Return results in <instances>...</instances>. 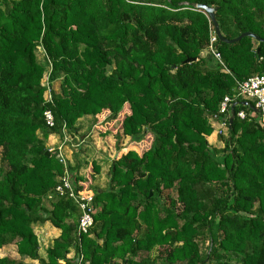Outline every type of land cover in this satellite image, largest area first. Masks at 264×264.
I'll return each instance as SVG.
<instances>
[{
	"label": "trees",
	"instance_id": "trees-1",
	"mask_svg": "<svg viewBox=\"0 0 264 264\" xmlns=\"http://www.w3.org/2000/svg\"><path fill=\"white\" fill-rule=\"evenodd\" d=\"M197 5L219 8L226 39L264 40V0H0V250L40 264H264V123L235 97L264 75V42L220 44ZM46 78L59 82L52 103ZM226 97L235 119L221 148L208 137ZM104 111L121 120L117 137L150 135V148L119 154L108 188L90 187L94 226L79 243L80 210L55 194L65 164L46 140L64 126L76 138L79 120L93 128ZM78 151L68 163L84 192ZM47 222L61 235L42 258L33 227Z\"/></svg>",
	"mask_w": 264,
	"mask_h": 264
},
{
	"label": "rangeland",
	"instance_id": "rangeland-1",
	"mask_svg": "<svg viewBox=\"0 0 264 264\" xmlns=\"http://www.w3.org/2000/svg\"><path fill=\"white\" fill-rule=\"evenodd\" d=\"M208 52H211L210 49ZM206 55V54H204ZM37 57H38V61L40 64H45V55L43 53V51L41 49H38L37 51ZM53 90H56L58 91L59 90V82H55L53 84ZM83 119H86L82 122V120H79L82 124H84L83 127V134L85 135V132L87 133V131H90V129L92 128V124H91V120L90 119H87V118H83ZM98 120H103L102 119V116H100V118ZM78 121V122H79ZM224 120L222 121H211L212 122V125L214 127V135L215 136H212V137H208V141L210 143V145L212 146H219L221 148H223V144L221 141H219V135H222V134H227L228 133V127H227V124L225 125V123L223 122ZM120 124H121V120L119 119V117L117 118V120H115L114 124L111 125V126H107L106 129H104L105 131H101V134H109L111 137H106L102 140V144L99 145V150H106L107 149V152H109V154H107V156H105L104 158V161H101L99 159L98 156H95V155H92L91 158H88V163L90 164V167H92L93 165H99L98 163L99 162H103V167H104V170L103 172L101 171V167L100 166V173H99V178L95 179V181H93L92 184H89L90 180L86 179V176L84 175V177H81L82 178V182H80L81 186H85V187H88V189L84 192L90 194V195H93V193L91 192L90 190V187H93V186H96L97 188H100V190H103L101 188H108L109 186V181H110V174H111V165L113 164V162L115 161V159L117 158V156L121 153H123L124 151L126 150H130V148H132L131 150H133L134 152H141L147 148H150L149 147V143L151 141V138L149 137L150 135L147 136V138L144 139V141L142 142V144H138L137 147L134 146V144H130L129 146V143L131 142V139L129 137H122V139L120 137H117L116 135L117 134H121V128H120ZM117 132V133H116ZM51 138V139H50ZM54 138V139H52ZM70 139V137H69ZM61 139L59 138L58 135H55V134H52L50 135L47 140H46V143L47 144H50L51 145H48V148L50 150H57L59 152L60 151H63V156L67 157L68 161L69 160H74L75 158V152L76 150L78 149V153H79V159L81 157V152L83 150V146H84V141L83 139H81V134H78L76 138L73 137L72 141H68L70 147L68 146H64L63 149L60 148L61 147ZM103 141L106 142V146L105 148L103 147ZM50 142V143H49ZM122 143V146L120 145ZM105 145V144H104ZM142 145H145L142 146ZM76 146V147H74ZM78 146V147H77ZM80 146V147H79ZM121 151H120V150ZM1 149H0V158H1ZM121 152V153H120ZM60 153V152H59ZM70 156V158H69ZM84 161H86L85 159H83ZM83 161V162H84ZM92 164V166H91ZM84 167V166H83ZM92 170H94V167H92ZM89 174L91 175V177L93 178L95 175L90 173ZM89 180V182H88ZM86 182V183H85ZM98 182V183H97ZM86 184V185H85ZM172 196H175V192L171 193ZM162 199V202L164 204H168V200L167 198H161ZM51 200H44V204L45 206L48 208V209H52V204H51ZM53 226V225H52ZM47 235V234H46ZM42 251H41V254H44L46 251H47V248L48 246H46L44 243L42 244ZM0 257L1 258H4V257H11L15 260H18L19 262H22L23 264H32V260L30 259H22V258H18L17 256V247L15 246H9L7 247L6 249H4V251H0ZM160 264H166L164 261L161 262Z\"/></svg>",
	"mask_w": 264,
	"mask_h": 264
},
{
	"label": "built area",
	"instance_id": "built-area-1",
	"mask_svg": "<svg viewBox=\"0 0 264 264\" xmlns=\"http://www.w3.org/2000/svg\"><path fill=\"white\" fill-rule=\"evenodd\" d=\"M217 41L215 34L212 32V39L210 43V51L215 55L216 59L221 62V57L214 51V44ZM225 68V67H224ZM226 70V68H225ZM227 71V70H226ZM228 72V71H227ZM44 86L47 88L45 94V99L47 102L52 103V94L53 90L48 79L44 80ZM236 98H241L247 102L254 103V110H257V113L261 115V122L264 123V75H255L251 77L248 81L238 85ZM233 99L226 97L223 103L220 106V115L224 117L222 120L228 119L231 117ZM240 119H246L247 114L245 112H240L238 114ZM46 123L50 128L55 127L54 116L51 110H48L45 113ZM225 123V121H224ZM226 125V124H225ZM63 139L61 141V147L68 145V141H72L70 134L68 133L66 127L64 126L63 130ZM70 137V139H69ZM61 150V149H60ZM59 150V156L65 164V173L60 180V184L56 187L55 194L59 198H68L72 200L80 210V219L78 221V234L80 236L79 243L81 242V236L87 235L89 231L94 226V195H90L86 192L79 191L75 183V177L70 171V165L68 163L67 157L63 156V151ZM53 151V150H51ZM54 196H50L48 200H53ZM83 260L78 259V262Z\"/></svg>",
	"mask_w": 264,
	"mask_h": 264
},
{
	"label": "crops",
	"instance_id": "crops-1",
	"mask_svg": "<svg viewBox=\"0 0 264 264\" xmlns=\"http://www.w3.org/2000/svg\"><path fill=\"white\" fill-rule=\"evenodd\" d=\"M100 116H102L103 120H98V124L96 123V125H94L93 128L90 129V131H87V133L85 132V135L83 134L84 133L83 132L84 129L82 127V126H84V124H82L80 121L77 124V128L79 130L78 133L81 134V139H83V141H84L83 150L81 152V157L79 159L81 161V163H82L79 175H80V177H84V175H85L86 179L88 177V179L90 180V182L88 180L89 184H92L93 181H95L96 177L98 179L99 178V176H98L99 174L96 175V174H94V172H92V167L94 165L92 166V164H91L92 167H90V164L88 163V158H91L92 155H95V156H98L101 161H104L105 156H107V154H109V152H107V149L106 150L104 149V150H101V151L99 150V145L102 144V140L104 138H106V137H111L109 134H107V135L106 134H101V131L102 132L105 131L103 126L107 123L105 121V119L108 116V112L104 111ZM100 116L98 117V119L100 118ZM85 118L90 119L91 120V124L93 125L94 122H93V118L92 117H85ZM81 120L83 122L86 119H81ZM115 120H117V118L112 120L110 123H107L105 126L107 127V126L113 125ZM120 128H121V131H122L121 124H120ZM212 136H215V135L213 134ZM52 139H54V138H52ZM130 144H131V142L129 143V146H130ZM132 144H134V143H132ZM46 145L47 146L51 145V143L50 144L46 143ZM120 145L122 146V143ZM105 146H106V142L103 141V147L105 148ZM134 146L137 147L138 144H134ZM142 146L145 147V145H142ZM69 158H70V156H69ZM83 159H85L86 161H84ZM98 164H99L98 165L99 168H100V166H102L101 167V171L103 172V170H104L103 162H99ZM89 172L95 175L94 178L91 177ZM93 187H96V186H93ZM98 189H100V188H98ZM101 189H104V188H101ZM33 229H34V233L37 236L39 244H40V256L42 258H45L46 257V252L44 254H41V251H42L41 248L43 246L42 244L44 243L46 246H48V248L52 247L53 244H54V241L60 237L61 231L59 229H56L55 227H53L52 224L49 223V222L44 223V224L34 225ZM6 248H4V249H6ZM4 249H2V250L4 251ZM2 250H0V251H2ZM17 256H18V258H21L18 255V253H17ZM74 257H75V251L72 249L70 254L68 255V258L69 259H73ZM32 264H40V262L38 260L37 261L32 260Z\"/></svg>",
	"mask_w": 264,
	"mask_h": 264
},
{
	"label": "water",
	"instance_id": "water-1",
	"mask_svg": "<svg viewBox=\"0 0 264 264\" xmlns=\"http://www.w3.org/2000/svg\"><path fill=\"white\" fill-rule=\"evenodd\" d=\"M196 7L198 9L203 10L208 15V17L210 18L212 24L214 25V28H215L216 34L219 38L220 44L221 43H227V44L236 43V42L241 41L245 37H251V38L257 39L260 42H264V40L259 39L258 37L254 36L251 33H244L241 36H239L238 38L233 39V40L226 39L222 35L220 28H219V24H218V10H219V8L218 7L212 8V7H209L208 5H197ZM245 105H249V103L247 102V103H245ZM255 111L257 112V110H255ZM234 119H235V106H233L232 110H231L230 125L233 123Z\"/></svg>",
	"mask_w": 264,
	"mask_h": 264
}]
</instances>
